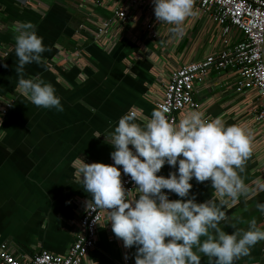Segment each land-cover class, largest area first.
<instances>
[{"label": "crops", "instance_id": "0c3cea01", "mask_svg": "<svg viewBox=\"0 0 264 264\" xmlns=\"http://www.w3.org/2000/svg\"><path fill=\"white\" fill-rule=\"evenodd\" d=\"M114 7L126 8L129 18L121 26L113 24L105 43H97L91 36L94 25L110 18ZM22 22L35 26L48 49L42 63L25 65L24 76L50 83L62 111L37 107L16 90L12 28ZM172 27L156 19L153 0H0V107L11 100L0 115V240L19 260L39 249L63 254L73 241L77 211L91 199L74 178L79 156L86 163L114 164L115 149L105 133L131 110L150 118L158 84L168 73L222 46L215 23L195 6L179 35L170 31ZM238 38L233 33L229 43ZM234 80L231 71L211 70L192 92L205 118L219 117L226 126H239L251 141L252 156L240 173L249 194L223 209L227 219L220 227L228 233L235 230L233 224L247 230L252 219L264 229V212L257 208L258 202L264 203V122L252 121V102L235 90ZM185 113H178L177 124ZM117 167L122 173V166ZM173 172L178 175V163L173 167L165 162L157 175ZM190 183L183 199L202 203L215 198L210 180L201 183L193 177ZM163 191L170 200L181 199ZM138 195L136 190L128 201ZM107 218L104 212L95 245L82 264H135L137 246L126 248ZM200 255L201 264H209L208 257ZM234 264H264V241Z\"/></svg>", "mask_w": 264, "mask_h": 264}, {"label": "clouds", "instance_id": "9594fccd", "mask_svg": "<svg viewBox=\"0 0 264 264\" xmlns=\"http://www.w3.org/2000/svg\"><path fill=\"white\" fill-rule=\"evenodd\" d=\"M153 2L156 19L172 25L170 31L176 35L193 15L195 0ZM12 31L18 58L16 90L37 107L62 111L50 83L24 76L26 64L43 62L42 53L48 49L42 37L31 22L14 25ZM166 112L155 108L150 118L135 111L121 116L114 130L105 133L106 142L115 149L114 164L86 163L80 156L74 162V178L91 196L87 208L107 211L106 221L115 236L126 248L137 246L135 264H201L200 254L208 257L209 264H234L264 241V229L257 227L255 219L248 222L247 230L233 224L235 230L228 233L220 227L227 219L223 209L229 201L234 205L249 194L240 173L252 156L250 138L244 129L226 126L219 117L207 119L202 112L190 111L177 124L169 121ZM165 162L173 167L178 163V175H157ZM117 166L136 185L139 195L131 202ZM193 177L201 183L210 180L215 198L202 203L183 199L189 195ZM165 189L181 199L170 200ZM257 208L264 212V203L258 202Z\"/></svg>", "mask_w": 264, "mask_h": 264}, {"label": "built area", "instance_id": "2783aa9c", "mask_svg": "<svg viewBox=\"0 0 264 264\" xmlns=\"http://www.w3.org/2000/svg\"><path fill=\"white\" fill-rule=\"evenodd\" d=\"M194 6L215 23L222 46L170 71L166 79L158 84L159 94L154 100L156 108H166L169 121L177 123L179 112L199 109L192 97L194 85L201 83L211 70H227L235 74V90L242 91L247 96V102H252L249 109L252 121L264 122V65L260 58V43L264 35V0H195ZM110 12V18L96 21L91 32L92 40L97 43H105L106 34L113 24L121 26L129 18L124 7H114ZM77 28L84 29L82 25ZM233 33H237L239 38L230 44ZM70 53L77 57L75 52ZM10 104L11 100L0 107V115L5 114ZM132 150L135 152L134 148ZM121 180L129 199L136 191V185L124 172L121 173ZM104 212L107 211L88 209L86 202L80 205L74 239L63 254L39 249L21 261L9 251L6 242L0 240V264H82L95 245V230ZM126 260L129 258L126 257Z\"/></svg>", "mask_w": 264, "mask_h": 264}, {"label": "water", "instance_id": "95a60500", "mask_svg": "<svg viewBox=\"0 0 264 264\" xmlns=\"http://www.w3.org/2000/svg\"><path fill=\"white\" fill-rule=\"evenodd\" d=\"M264 35L262 36V40H261V43H260V58H261V61L264 65Z\"/></svg>", "mask_w": 264, "mask_h": 264}]
</instances>
